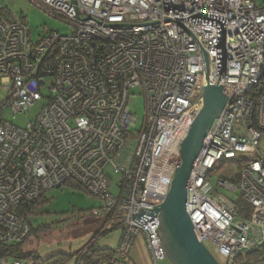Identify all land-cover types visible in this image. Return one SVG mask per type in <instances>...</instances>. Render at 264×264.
Returning <instances> with one entry per match:
<instances>
[{
    "label": "built area",
    "instance_id": "obj_1",
    "mask_svg": "<svg viewBox=\"0 0 264 264\" xmlns=\"http://www.w3.org/2000/svg\"><path fill=\"white\" fill-rule=\"evenodd\" d=\"M28 1L71 32L46 28L34 42L27 22L0 0V244L26 242V209L74 182L101 201L92 216H109L108 228L122 231L119 261L128 262L139 236L154 264L166 260L153 211L181 166L204 89L219 85L227 102L192 171L188 214L198 241L225 264L263 246L264 92L256 88L264 76V0ZM136 88L146 107L140 132L129 107ZM40 102L24 128L4 118ZM223 166L234 173H218ZM107 170L120 177L118 195ZM225 193L243 199L246 212L238 216Z\"/></svg>",
    "mask_w": 264,
    "mask_h": 264
},
{
    "label": "rangeland",
    "instance_id": "obj_2",
    "mask_svg": "<svg viewBox=\"0 0 264 264\" xmlns=\"http://www.w3.org/2000/svg\"><path fill=\"white\" fill-rule=\"evenodd\" d=\"M262 0H259L261 3ZM3 4L13 13L17 14L27 22L30 32V39L34 42L39 41L45 36V29L58 31L62 35H67L71 32V26L57 17L43 11L28 0H3ZM5 94L0 91V102ZM44 103H36L26 113L14 115L11 111L4 112L6 121L12 122L18 127L24 128L29 121L35 120L41 113ZM129 107L132 114L137 120V125L133 129L135 132H140L145 122V98L139 88L133 89L129 101ZM260 150L264 156V132L262 133ZM218 173L232 175L234 169L232 166L221 167ZM107 175L113 182L111 192L118 195V184L120 177L117 173L107 170ZM216 184L217 180L214 179ZM226 198L232 204L236 205L237 215L246 212L248 206L246 202L236 195L225 193ZM102 203L100 200L94 198L89 193L75 187L64 186L61 189H56L48 192L45 195L43 204L36 206L32 211V215L28 220L35 232H33L27 241L26 251L31 250L43 259L52 255L64 253L70 257L69 261L75 264V259L78 260V255L83 251L91 238L92 230H86L89 220L91 221L92 211H101ZM100 219L94 218L92 222ZM94 225V224H93ZM91 226V225H90ZM89 226V227H90ZM47 228L46 231H41ZM90 229H94L90 228ZM40 232L39 234H36ZM119 232V231H117ZM213 256L220 264H225L224 258L216 251H212ZM25 264H31L30 261H22ZM13 264L14 260H10ZM99 264V263H98ZM100 264H109L102 262ZM159 264H171L166 259L160 261Z\"/></svg>",
    "mask_w": 264,
    "mask_h": 264
},
{
    "label": "water",
    "instance_id": "obj_3",
    "mask_svg": "<svg viewBox=\"0 0 264 264\" xmlns=\"http://www.w3.org/2000/svg\"><path fill=\"white\" fill-rule=\"evenodd\" d=\"M204 55L208 78L209 60L208 56ZM226 102L227 96L223 93L222 86L208 85L204 89L203 106L181 144V166L175 172L165 201L153 211L158 214L159 236L171 264H220L195 236L194 225L188 214L187 191L196 161Z\"/></svg>",
    "mask_w": 264,
    "mask_h": 264
},
{
    "label": "trees",
    "instance_id": "obj_4",
    "mask_svg": "<svg viewBox=\"0 0 264 264\" xmlns=\"http://www.w3.org/2000/svg\"><path fill=\"white\" fill-rule=\"evenodd\" d=\"M264 92V76L262 78V81L260 85L256 88V92ZM66 186H75L81 190L83 188L79 186L78 184L74 182H69ZM84 191V190H83ZM44 197H42L39 201H37L32 207L26 209L27 210V220L30 215H32V211L36 208V206L43 204ZM109 216H107L105 219H100L99 221H96L97 228L95 229L97 232H99L98 236H103L107 234L110 231L116 230V229H109L107 225V219ZM29 221V220H28ZM93 222H90L89 225H93ZM31 225V224H30ZM32 228V226H31ZM47 228H43L41 231H46ZM35 232L32 228V233ZM40 232H37L36 234H39ZM97 237L95 238V240ZM28 241V240H27ZM27 241L21 244L16 245H1L0 244V262L2 260H14L18 262L22 261H30L31 264H65L68 262L70 257L64 253H59L52 255L46 259H43L35 254V252H26L24 249L27 245ZM102 262H107L109 264H121V262L118 259L117 251L111 250V249H104V250H98L96 242L91 243V247L87 254L84 255L82 258V264H100ZM264 262V245L254 249L250 252H247L245 254L240 255L237 260L236 264H252V263H259Z\"/></svg>",
    "mask_w": 264,
    "mask_h": 264
},
{
    "label": "crops",
    "instance_id": "obj_5",
    "mask_svg": "<svg viewBox=\"0 0 264 264\" xmlns=\"http://www.w3.org/2000/svg\"><path fill=\"white\" fill-rule=\"evenodd\" d=\"M94 218L95 217H92L91 221L89 220V223L92 222V219H94ZM96 221H95L94 225L90 226L88 224L87 228H85L86 230H90V231L92 230V232H93L91 238L88 240V243L85 247H87L89 244H91L92 242L95 241L98 250L111 249V250L117 251L119 244H120V241H121L122 231L119 229H116V230L108 232L107 234H105L103 236H98L99 232H97L94 229H90L92 227L93 228L95 227V229L97 228ZM117 231H119V232H117ZM96 237H97V239L95 240ZM27 245H29V244H27ZM27 245H26V247H27ZM24 250L26 251V249H24ZM26 252H31V250H28ZM75 260H76L75 264H78V260L77 259H75ZM21 263H23V262H21ZM23 264H25V263H23ZM69 264H73V262H70ZM121 264H154L151 257H150L145 237L139 236L136 238L134 245H133V248L130 252L128 262H121Z\"/></svg>",
    "mask_w": 264,
    "mask_h": 264
}]
</instances>
